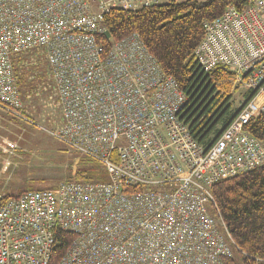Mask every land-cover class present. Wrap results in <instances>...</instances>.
<instances>
[{"label":"built area","instance_id":"obj_1","mask_svg":"<svg viewBox=\"0 0 264 264\" xmlns=\"http://www.w3.org/2000/svg\"><path fill=\"white\" fill-rule=\"evenodd\" d=\"M170 1L182 0H0V111L31 122L15 64L18 55L40 51L62 113L52 134L101 162L109 176L8 197L0 204V264H228L234 258L239 246L211 188L264 164V142L248 128L264 118V0H247L243 9L230 5L204 21L199 66L206 73L225 67L234 88L251 93L208 145L185 118L186 94L139 33L112 41L108 51L98 40L112 9ZM58 230L74 238L53 263Z\"/></svg>","mask_w":264,"mask_h":264},{"label":"trees","instance_id":"obj_2","mask_svg":"<svg viewBox=\"0 0 264 264\" xmlns=\"http://www.w3.org/2000/svg\"><path fill=\"white\" fill-rule=\"evenodd\" d=\"M246 3L247 0H182L139 9H112L104 16V25L110 31L112 40L102 34L98 40L108 51L112 41L139 33L164 72L172 75L186 94L185 118L193 135L208 145L229 124L240 107L236 109L232 99L236 91L233 72L225 67H218L211 73L204 72L197 62L195 50L204 36L206 19L221 16L230 5L243 9ZM23 56L16 57L18 85L22 81L39 85L44 80V72H38L34 66L21 65ZM31 76H34L33 80H30ZM250 96L251 93H245L244 101ZM248 128L264 142L262 116L254 118ZM108 180L107 170L101 162L84 155L73 181ZM211 191L239 246V259L234 257L227 263L263 264L257 259H264V164L217 182ZM8 197L0 198V204ZM73 238L74 234L69 231L56 232L53 263L61 258Z\"/></svg>","mask_w":264,"mask_h":264},{"label":"rangeland","instance_id":"obj_3","mask_svg":"<svg viewBox=\"0 0 264 264\" xmlns=\"http://www.w3.org/2000/svg\"><path fill=\"white\" fill-rule=\"evenodd\" d=\"M22 56L21 65L34 66L38 72H44L45 77L39 85L23 81L18 85L16 61L22 109L31 122L0 111V156L7 162L5 165L0 162L1 197L20 195L31 189L53 188L74 180L84 157L52 134L62 125V113L45 56L37 50ZM33 78L31 76L30 80ZM232 99L236 109L241 107L244 92L236 89ZM234 257L239 259L237 250H234Z\"/></svg>","mask_w":264,"mask_h":264},{"label":"water","instance_id":"obj_4","mask_svg":"<svg viewBox=\"0 0 264 264\" xmlns=\"http://www.w3.org/2000/svg\"><path fill=\"white\" fill-rule=\"evenodd\" d=\"M104 35H105V37L108 38V39L111 38V33H110L109 30H106V31L104 32Z\"/></svg>","mask_w":264,"mask_h":264},{"label":"crops","instance_id":"obj_5","mask_svg":"<svg viewBox=\"0 0 264 264\" xmlns=\"http://www.w3.org/2000/svg\"><path fill=\"white\" fill-rule=\"evenodd\" d=\"M2 159H3V157H2V156H0V162H4V165H5V163H7V162H5V161H4V160H2ZM4 165H3V166H4ZM3 166H2V167H3Z\"/></svg>","mask_w":264,"mask_h":264}]
</instances>
